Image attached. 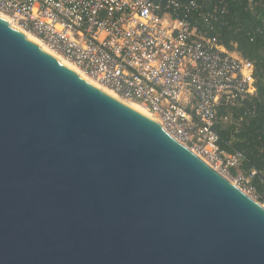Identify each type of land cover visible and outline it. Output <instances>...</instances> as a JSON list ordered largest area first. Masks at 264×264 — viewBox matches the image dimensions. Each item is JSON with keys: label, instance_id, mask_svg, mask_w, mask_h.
<instances>
[{"label": "water", "instance_id": "1", "mask_svg": "<svg viewBox=\"0 0 264 264\" xmlns=\"http://www.w3.org/2000/svg\"><path fill=\"white\" fill-rule=\"evenodd\" d=\"M0 264H264V207L0 16Z\"/></svg>", "mask_w": 264, "mask_h": 264}, {"label": "built area", "instance_id": "2", "mask_svg": "<svg viewBox=\"0 0 264 264\" xmlns=\"http://www.w3.org/2000/svg\"><path fill=\"white\" fill-rule=\"evenodd\" d=\"M0 11L89 78L142 104L220 171L240 166L216 127L238 111L241 119L256 113L259 83L255 61L218 35L229 0H0ZM222 104L230 111L219 117ZM254 174L229 176L250 192Z\"/></svg>", "mask_w": 264, "mask_h": 264}, {"label": "trees", "instance_id": "3", "mask_svg": "<svg viewBox=\"0 0 264 264\" xmlns=\"http://www.w3.org/2000/svg\"><path fill=\"white\" fill-rule=\"evenodd\" d=\"M228 25L219 27L218 35L228 47L237 42L238 50L255 61L259 95L255 98L256 113L241 119L238 111L230 121L222 122L216 129L222 149L241 155L240 167L244 173L255 171L253 184L258 193L264 194V32L254 33L255 27H264V0H229ZM222 104L219 117L229 113Z\"/></svg>", "mask_w": 264, "mask_h": 264}, {"label": "bare ground", "instance_id": "4", "mask_svg": "<svg viewBox=\"0 0 264 264\" xmlns=\"http://www.w3.org/2000/svg\"><path fill=\"white\" fill-rule=\"evenodd\" d=\"M0 16L6 18L8 21L11 22V24H14L16 26H18V24L16 22H14L11 17H9L8 15H6L5 13L0 11ZM19 27V26H18ZM21 29H23L26 34L28 36H30L32 39H34L36 42H38L39 44H41L43 47L48 48L50 50H52L61 60H63L64 62H66L68 65H70L71 67H73L74 69H77L81 74L85 75L88 79H90L91 81H93L94 83H98L96 82L94 79L89 78L83 71L80 70L79 67H77V65H75V63L71 62L70 60H68L67 58H65L63 55H61V53L57 52L56 50L52 49L51 47H49L48 45H46L45 43H43V41L41 39H39L35 34H33L32 32H29L27 30H25L24 28L20 27ZM99 84V83H98ZM100 87H102L104 90H106L107 92L111 93L112 95H115L125 101H127L131 106L135 107L136 109H138L139 111L143 112L144 114L148 115L149 117H151L152 119H154L156 122H158L172 137H174L176 140L180 141L177 136H175L162 122L161 120L156 117L154 114H151L142 104L136 102V101H132V100H127L122 98L121 96L117 95L115 93V91L109 89L108 87L102 86L101 84H99ZM181 142V141H180ZM182 144H184L185 146H187L191 151H193L195 154H197L201 159H203L207 164H209L211 167H213L214 169H216L217 171H219L221 174H223L225 177L228 178V176H226V174H224V172L220 171V169H218V167H216L213 163H211L210 161H208L203 155H201L198 151H196L194 148L190 147L189 145L181 142ZM229 179V178H228ZM230 180V179H229ZM231 181V180H230ZM231 182H233L236 186H238L234 180H232ZM239 188L243 189V191L245 190L243 187L238 186ZM245 192V191H244ZM248 192V191H247ZM246 193V192H245ZM247 194V193H246ZM249 195V194H248Z\"/></svg>", "mask_w": 264, "mask_h": 264}, {"label": "rangeland", "instance_id": "5", "mask_svg": "<svg viewBox=\"0 0 264 264\" xmlns=\"http://www.w3.org/2000/svg\"><path fill=\"white\" fill-rule=\"evenodd\" d=\"M240 167V166H239ZM240 169L237 168H233L229 171V173L226 174V176H228V178L232 181L233 179L230 176H234ZM225 174V173H224ZM230 175V176H229ZM239 186V185H238ZM243 190V189H242ZM247 194H249L250 196H252L255 200H257L263 207H264V194H260L255 190L247 192L246 190H244Z\"/></svg>", "mask_w": 264, "mask_h": 264}]
</instances>
